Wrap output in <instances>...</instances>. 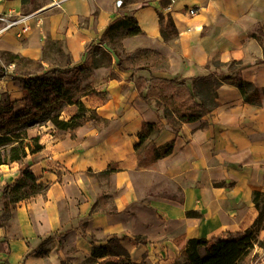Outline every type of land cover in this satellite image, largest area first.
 <instances>
[{
	"label": "crops",
	"instance_id": "obj_1",
	"mask_svg": "<svg viewBox=\"0 0 264 264\" xmlns=\"http://www.w3.org/2000/svg\"><path fill=\"white\" fill-rule=\"evenodd\" d=\"M53 1L58 0H0L3 13L36 12L28 33L18 36L13 27L1 34L0 51L44 64L37 74L55 65L44 55L49 40L61 42L70 65L86 66L90 62L87 53L101 46L105 27L133 15L142 33L124 37L122 49L150 48L166 57L168 68L159 76L190 78L205 73L210 60L241 61L248 64L240 72L242 78L264 86L263 42L251 36L260 35L262 26L264 36V0H167L165 5L162 0H122L119 7L116 0H61L59 6H53ZM191 7L197 9L193 14L187 11ZM159 13L170 16L177 29V36L169 41L160 36ZM221 71L229 72L227 67ZM127 75L128 71H118L115 78L98 85L106 92L105 101L95 95L82 98L87 107L108 120L106 126L86 122L72 138L48 121L37 124L49 130L35 135L41 149L19 162L1 165L7 168L3 176L15 170L13 178L1 184L13 182L28 166L37 182L48 189L45 198L37 195L16 204L20 235L8 241L11 246L3 241L6 228L0 227V264H22L29 237L36 245L41 236L53 231L65 232L59 238L63 249L77 246L88 257L91 245L87 239L75 228L66 229L74 218L77 223L89 217L85 227L89 235L99 241L116 235L131 260L143 259L144 264H176L189 239L226 238L244 232L257 218L259 238L264 240V216L252 200L254 191H264V105L244 103L235 86L222 84L216 91L218 106L195 121L182 123L173 133L165 126L170 112L163 106L157 108L154 100L145 102ZM21 89L23 99L12 100L24 106L27 92ZM64 106L59 117L67 120L75 106ZM143 122L164 125L153 146L172 140L170 154L156 160H151L150 153L142 154L138 162L134 145ZM108 165L116 168L109 175L115 212L95 207L90 214L96 195L84 192L85 171L98 173ZM69 182L77 193L65 187ZM136 237L144 242H137ZM15 245L19 249L12 262ZM54 248H43L45 255H27L24 264H61ZM254 251L259 252L255 264H264V249Z\"/></svg>",
	"mask_w": 264,
	"mask_h": 264
},
{
	"label": "trees",
	"instance_id": "obj_2",
	"mask_svg": "<svg viewBox=\"0 0 264 264\" xmlns=\"http://www.w3.org/2000/svg\"><path fill=\"white\" fill-rule=\"evenodd\" d=\"M131 3L134 0H124ZM167 0H162V5ZM159 33L164 41H169L177 36L178 32L170 16L166 18L159 13ZM263 26L259 29L260 35L252 33L251 36L259 42H263ZM137 20L133 15L118 18L109 23L100 38L101 46H93L100 49L104 55L111 60L112 54L118 59L115 62L120 71L129 72V80L136 87L139 96L147 103L152 100L156 107L163 106L170 114L165 116V126L173 133H177L182 123L195 121L210 113L218 106L217 88L222 84L235 86L244 103L255 106L264 105V86L258 87L254 83L242 78L240 72L248 66L241 61L228 63L219 60H210L205 68L206 72L190 78H164L157 73L168 68V60L156 50L150 48H137L132 52H124L120 41L130 35L141 34ZM51 48L58 54H64L65 61L62 66L54 65L51 69L42 73L22 75L20 77L21 87L27 92L24 106L14 110L17 101L12 100L8 95L0 97V121L14 119L18 123H24L29 117L37 124L50 122L57 129L67 131L72 138L75 137L77 127L86 122H92L96 127L102 128L107 125L108 120L101 117L95 108L87 107L82 98L85 96H97L106 100V92L87 84H81L84 73L88 66L70 65V56L58 40H49L45 46ZM12 55V54H11ZM111 56V57H110ZM12 57H17L15 54ZM93 60V56H90ZM94 61V60H93ZM227 67L228 73L221 71ZM2 75V74H0ZM116 76V75H115ZM115 76H112L115 78ZM188 80L190 86H188ZM58 102L74 105L75 111L67 120L61 119L60 111L50 108ZM46 114L45 117L41 115ZM164 128V125L150 124L143 122L140 131L137 133V142L134 150L138 162L142 161V154H149L151 160L162 158L171 153L173 141L170 140L160 147L153 146L155 136ZM27 138L26 130L17 133H5L0 135V166L19 162L26 158L28 153L41 149L39 137L33 136L29 144L25 145ZM26 147L29 149L27 152ZM112 165L100 171L97 176L108 177L115 172ZM37 177L26 166L20 170V176L13 182L3 183L0 186V227H5L12 218L16 204L20 201L34 198L41 195L45 198L48 189L47 185L37 182ZM254 206L260 215L264 216V191H254L252 194ZM97 209L93 205L92 214ZM105 213H114L115 208ZM194 214L195 212H188ZM89 214V215H90ZM89 217L80 219L77 223H70L68 228H75L82 238L87 239L91 245L86 264H144L134 262L130 258L128 250L121 244L116 235H110L105 240L99 241L85 231ZM259 219L244 232L229 234L226 238H191L180 251V260L176 264H255L259 259V252L254 251V246L264 249V240L259 238ZM65 229V230H66ZM65 235L64 231H53L39 238L34 247H29L21 261L30 254L45 255L47 249L43 245L54 242L57 251L61 253L63 243L59 239ZM137 242H144L139 237ZM5 241V238H3ZM61 264H67L61 257Z\"/></svg>",
	"mask_w": 264,
	"mask_h": 264
},
{
	"label": "rangeland",
	"instance_id": "obj_3",
	"mask_svg": "<svg viewBox=\"0 0 264 264\" xmlns=\"http://www.w3.org/2000/svg\"><path fill=\"white\" fill-rule=\"evenodd\" d=\"M11 54L12 53H3V51H0V74H2L0 75V97L8 95L11 99L17 98V101H20L23 99V96L25 94L21 89L20 77L22 75H28L38 72L41 69V65L43 66L44 64H40L38 61L23 58L16 54L15 55L17 57H12L13 54ZM87 54L89 56H93L94 61L90 60V62H87L86 66L88 67L84 73V78L81 80L82 85L87 84L91 87L99 88L100 86L98 85L107 81L108 78L117 75L118 71H120L116 67L113 58L110 56V60L108 56L104 55L100 49L91 48ZM44 55L52 64H55L57 66H62L64 64V54H58L51 48L47 47ZM44 71H46V69ZM50 71H52V68ZM22 106V104L20 105L17 103L13 108L14 110H19L20 108H22ZM64 107L65 106L63 102H58L50 108L53 112V110L55 111L59 109H65ZM41 116L45 117L46 114H43ZM34 119L36 120L37 117H29L27 119H23L22 121L27 120L24 123H18L19 121H16L14 119L1 120L0 135H3L5 133H17L25 129L27 132V138L25 139L24 144L27 145L29 144L30 138L35 136L37 132H43L45 130V128L37 125V123L33 121ZM48 131L49 130L44 132L47 133ZM26 150L27 152H29V149L27 147ZM6 169V167L0 166V184L4 181H10L14 176L11 173H15V170L9 171L10 173L7 176H3V173L7 172ZM84 181L87 188V191L85 190L84 192H88L91 195H96L94 199V206L97 209L109 211L114 208L112 194V176L101 177L97 176L94 170H88L85 171ZM65 187L69 192H72L73 194L77 193V189H75L72 182L67 183ZM171 188H173L174 190L176 189L174 185H171ZM61 208L63 209L62 205ZM15 210L12 218L7 222V225L5 226L7 235L4 238L7 240V242L12 238L17 239L20 235L19 221L17 220ZM72 222L76 223V219L74 218ZM29 239L30 240H27L28 242L26 243L30 247L34 246L36 240H32V237H29ZM8 244L9 246H11L10 242H8ZM53 244L54 243L44 245L42 248H46L47 246L48 248H57L56 245L53 246ZM255 248L256 246H254L253 252ZM14 249L15 252H13L12 262H14V260L16 259L19 248L17 245H15ZM60 256L67 264H86L85 260L87 257L85 256L83 249L78 248L77 246H73L68 249H62ZM3 263L5 264V261Z\"/></svg>",
	"mask_w": 264,
	"mask_h": 264
},
{
	"label": "built area",
	"instance_id": "obj_4",
	"mask_svg": "<svg viewBox=\"0 0 264 264\" xmlns=\"http://www.w3.org/2000/svg\"><path fill=\"white\" fill-rule=\"evenodd\" d=\"M61 0L53 1L51 4L53 6H59ZM122 5V0H116V6L119 7ZM189 14H193L197 11L195 8L187 9ZM36 12H29L24 14H11V13H3L0 11V36L6 30L17 27V35L23 36L28 33L31 29V22L35 18Z\"/></svg>",
	"mask_w": 264,
	"mask_h": 264
},
{
	"label": "water",
	"instance_id": "obj_5",
	"mask_svg": "<svg viewBox=\"0 0 264 264\" xmlns=\"http://www.w3.org/2000/svg\"><path fill=\"white\" fill-rule=\"evenodd\" d=\"M112 58H113L114 62H116L118 59V57L115 54H112Z\"/></svg>",
	"mask_w": 264,
	"mask_h": 264
},
{
	"label": "bare ground",
	"instance_id": "obj_6",
	"mask_svg": "<svg viewBox=\"0 0 264 264\" xmlns=\"http://www.w3.org/2000/svg\"><path fill=\"white\" fill-rule=\"evenodd\" d=\"M201 208V207H200ZM218 213V212H217Z\"/></svg>",
	"mask_w": 264,
	"mask_h": 264
}]
</instances>
